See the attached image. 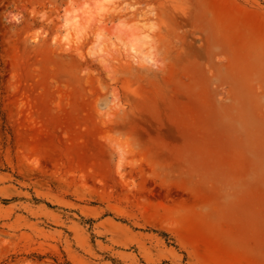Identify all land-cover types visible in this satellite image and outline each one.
Returning a JSON list of instances; mask_svg holds the SVG:
<instances>
[{"label": "rangeland", "instance_id": "1", "mask_svg": "<svg viewBox=\"0 0 264 264\" xmlns=\"http://www.w3.org/2000/svg\"><path fill=\"white\" fill-rule=\"evenodd\" d=\"M96 1L0 0V264H264V0Z\"/></svg>", "mask_w": 264, "mask_h": 264}, {"label": "bare ground", "instance_id": "2", "mask_svg": "<svg viewBox=\"0 0 264 264\" xmlns=\"http://www.w3.org/2000/svg\"><path fill=\"white\" fill-rule=\"evenodd\" d=\"M108 2H109V0H97L96 3H97V6H98V9H100V10L104 9L107 6ZM74 20L76 21V19H73V21ZM66 24H67V22H66ZM124 36L125 37L126 36L129 37L128 38L129 41L127 40L129 43H130V40L133 42V44H138L139 41H140V36L138 34H136L135 32H133V31L125 33ZM136 191L139 192V193L143 192L141 188H138ZM157 194H161V191L160 190L157 191ZM165 194L166 195H171V194H173V190L170 189V188H167L166 191H165Z\"/></svg>", "mask_w": 264, "mask_h": 264}]
</instances>
